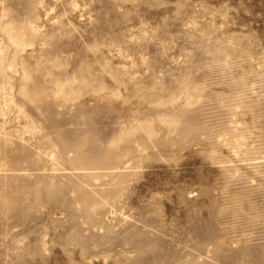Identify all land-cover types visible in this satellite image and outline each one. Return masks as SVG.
<instances>
[{
    "label": "rangeland",
    "instance_id": "374dc122",
    "mask_svg": "<svg viewBox=\"0 0 264 264\" xmlns=\"http://www.w3.org/2000/svg\"><path fill=\"white\" fill-rule=\"evenodd\" d=\"M0 264H264V0H0Z\"/></svg>",
    "mask_w": 264,
    "mask_h": 264
},
{
    "label": "bare ground",
    "instance_id": "6f19581e",
    "mask_svg": "<svg viewBox=\"0 0 264 264\" xmlns=\"http://www.w3.org/2000/svg\"><path fill=\"white\" fill-rule=\"evenodd\" d=\"M103 148V147H102ZM101 153V152H100ZM111 155V154H110ZM78 157V156H77ZM97 157V156H96ZM111 157H112V155H111ZM98 158V157H97ZM91 160H93V159H91ZM67 161V160H66ZM88 161V160H87ZM106 162H108V161H106ZM93 163H95V162H93ZM105 163V162H104ZM90 165H91V163H89ZM96 165V164H95ZM114 166V165H113Z\"/></svg>",
    "mask_w": 264,
    "mask_h": 264
}]
</instances>
